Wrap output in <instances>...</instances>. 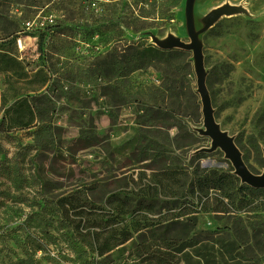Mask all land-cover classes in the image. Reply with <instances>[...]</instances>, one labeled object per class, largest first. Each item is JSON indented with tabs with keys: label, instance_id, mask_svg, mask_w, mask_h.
Returning a JSON list of instances; mask_svg holds the SVG:
<instances>
[{
	"label": "rangeland",
	"instance_id": "1",
	"mask_svg": "<svg viewBox=\"0 0 264 264\" xmlns=\"http://www.w3.org/2000/svg\"><path fill=\"white\" fill-rule=\"evenodd\" d=\"M193 2L192 15L198 13L208 22L197 39L215 122L235 141L247 169L262 177L264 128L255 118L264 100V0ZM185 6L186 0H0V101L7 102L5 109L11 108L7 115L5 109L0 110V191L19 194L15 202L0 197V263L14 262L25 253H33L37 264H84L94 259L95 254L73 239L71 245L48 242L44 251L36 250L38 235L33 230L37 217L50 219L57 226L56 200L96 184L93 195L87 198H95L91 201L98 222L101 215L109 220L127 212L113 224L108 222L113 229L128 225L131 231L126 244L132 242V257L125 250L124 264H264V251L253 247L251 241L245 248L246 239L252 235L251 224L264 222V190L249 193L243 200L237 194L228 215L198 213L197 225L187 228L184 235L182 227L172 228L170 234L181 233L182 240L177 242L179 250L163 255L166 260L141 261L135 257L142 231L132 229L136 199L129 197L127 206L121 202L124 193L135 188L138 174L148 175L153 166L140 167L148 161L129 165V153L138 136L134 120L138 109L152 104L147 89L159 86L164 76L152 66L130 74L131 83L121 90L124 101L118 103L107 91L106 63L120 59L122 54L130 56L132 48L164 50L162 47L173 41L189 44ZM26 22L32 27L27 28ZM14 30L15 36H8ZM187 52L192 59L193 53ZM190 61L193 69L194 61ZM182 63L177 62L180 71L176 79L184 105L187 83ZM191 80L201 111L195 68ZM39 89L52 110L48 117L51 115L57 129L56 150L38 152L29 134L32 129L15 126L13 121L9 124L17 103H32L30 97ZM178 118L186 129L178 142L188 144L192 132L198 139L181 150L167 145L171 155L179 157L188 177L196 169L232 174L234 166L219 148L208 151L211 142L203 134L202 111L194 120L186 113ZM80 135L85 139L82 143L76 141ZM162 135L173 139L176 127L166 132L156 128L150 136L162 143ZM8 165L14 172L12 179L21 187L17 191L5 172ZM108 198L113 207L105 205ZM158 199L153 202L154 209L164 215L160 208L163 199ZM155 217L148 215L149 219ZM145 235L149 243L150 237Z\"/></svg>",
	"mask_w": 264,
	"mask_h": 264
},
{
	"label": "trees",
	"instance_id": "2",
	"mask_svg": "<svg viewBox=\"0 0 264 264\" xmlns=\"http://www.w3.org/2000/svg\"><path fill=\"white\" fill-rule=\"evenodd\" d=\"M192 16L195 32L198 33L199 38L200 32L206 26V20L198 13ZM15 32L16 30L10 32L8 36H15L13 35ZM132 50L133 53L130 56L122 54L120 59L106 63L107 74L105 76L109 80L107 91L114 94L118 103L124 101L120 98L123 97L121 90L131 83L130 74L152 66L161 71L164 77L162 78L163 82L152 91L147 89L152 104L137 110L134 125L138 136L135 139L136 145L130 151L128 158L130 166L148 161V163L141 164L140 167L150 169L153 166V168L150 169L151 172L148 175L142 172L138 174L139 179L135 183V188L124 193L121 203L122 206H127L131 203L129 197L134 196L136 199L137 209L134 210L131 218V221L134 222L132 229L134 232L142 231L139 233L141 244L135 249L137 253L135 257L141 258V261L155 260L160 262L166 260L163 255H169V251L179 250L177 242L182 240L181 236L185 234L187 228L190 230L195 228L198 213L213 212L228 215L234 209L233 201L237 194H241L243 200L249 193H260L264 189L239 183L237 175L219 170L201 169L200 171L196 169L192 176L188 177L187 171L180 166L179 157L177 155L172 156L171 151L167 150V145H172L175 149L181 150L185 146H191L198 142V139L194 138L193 132L189 135L188 144L181 145L178 142L181 136L186 133L185 124L178 117L186 113L194 120L201 112L191 86L192 70L195 67L192 69L190 60L194 61V58L190 59L188 50L185 49L159 50L148 48L146 51H140L137 48H132ZM148 51L150 52L149 55ZM179 60L183 61L182 65L185 69L184 75L187 83L186 92H184L186 96L184 105L180 101V84L176 79L180 71V65H177ZM40 89L34 91V95L30 97L32 103L25 100L17 103L16 107L12 109L9 124L13 121L15 126L32 129L29 134L33 136L34 146L39 149L38 152L56 150L57 143L54 139L57 129L51 121V115L48 117V114H52V110L49 109L46 96L38 93ZM39 104L41 105L38 106ZM6 105L7 102L2 103L0 101V110L5 109ZM9 110L11 108L5 109V115ZM255 120L264 128V100ZM172 126L176 127L177 130V135L173 139H168L167 135H162L163 142L160 143L155 137L150 136L156 128L166 132ZM84 140L83 136L80 135L76 141L82 143ZM85 147L83 146V148ZM1 153L2 148H0ZM1 164L2 166L6 165ZM5 172L9 175L7 177L11 179V186L16 191L19 190L21 187L18 185V181L15 178L12 179L14 177L12 166L8 165ZM97 187L96 184L87 185L82 189H77V191L74 190L72 192L74 194L68 197H61L56 200L53 206L58 209L57 220L55 221L57 226L54 227L50 219L45 220L43 217H37L33 232L38 235L35 236L36 244H38H35L34 248L44 251L48 242L56 246L63 243L71 245L73 239L74 242H80L89 253L96 255L94 259L85 260L84 264H121V262L124 264L125 259L122 253L125 250H128L127 254L132 257V249H129L132 247V242L129 245L126 244L132 237L128 225H124L120 229H113L114 227L110 225L115 220L118 221L119 217L127 212L121 211L115 218L112 216L109 220H105L101 215L98 222L97 214L94 212L95 204L91 201L94 197L92 199L87 198V196L91 198ZM1 196L15 202L19 194L10 195L0 191ZM158 197L163 199L160 208L165 211L164 215H161V210L155 211L156 209H154L153 202L159 201ZM181 200H183L182 203H180ZM178 204L180 205L179 211L173 213V210L179 206ZM105 205L113 207V201L108 198ZM148 215H156V217L149 219ZM174 227H182V234L176 232L170 234ZM52 229L53 231H51ZM116 230H118L117 233ZM145 234L150 237L149 243L146 242L148 240ZM251 234L246 239L245 248H249L248 243L251 241L253 247L264 251V222L252 223ZM47 256L49 259L55 260L54 256ZM0 264H37V261L33 253H25L23 257L14 262H1Z\"/></svg>",
	"mask_w": 264,
	"mask_h": 264
},
{
	"label": "water",
	"instance_id": "3",
	"mask_svg": "<svg viewBox=\"0 0 264 264\" xmlns=\"http://www.w3.org/2000/svg\"><path fill=\"white\" fill-rule=\"evenodd\" d=\"M193 0H186L185 6V18H186V29L189 35V44L180 41H173L163 49H185L193 53L194 65H195V75L197 80V93L200 96L201 101V111L203 115V127L205 130L203 134L209 138L211 142V148L208 149L212 152L216 148H219L224 156L227 157L234 166V172L240 179V182L249 185L253 188L264 189V175L262 177L256 176L247 169L243 157H241L239 148L235 144L233 139L227 137L225 133L220 131L219 126H217L214 119V111H212V106L210 102V97L207 93L205 85V71L204 64L202 60V52L198 42V33L193 32V22H192V5ZM206 20V19H205ZM207 22V20H206ZM208 22L205 26L207 27ZM204 28V29H205ZM203 29V30H204Z\"/></svg>",
	"mask_w": 264,
	"mask_h": 264
},
{
	"label": "built area",
	"instance_id": "4",
	"mask_svg": "<svg viewBox=\"0 0 264 264\" xmlns=\"http://www.w3.org/2000/svg\"><path fill=\"white\" fill-rule=\"evenodd\" d=\"M27 24H26V27L27 28H30V27H32V24H31V22H26Z\"/></svg>",
	"mask_w": 264,
	"mask_h": 264
}]
</instances>
